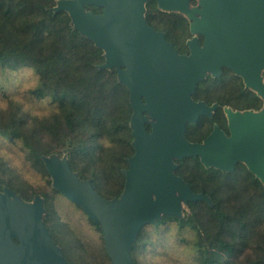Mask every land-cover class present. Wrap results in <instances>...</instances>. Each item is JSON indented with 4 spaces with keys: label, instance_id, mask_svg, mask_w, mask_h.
<instances>
[{
    "label": "trees",
    "instance_id": "obj_1",
    "mask_svg": "<svg viewBox=\"0 0 264 264\" xmlns=\"http://www.w3.org/2000/svg\"><path fill=\"white\" fill-rule=\"evenodd\" d=\"M58 1L0 0V75L8 79L14 72H31L36 85L20 87L19 94L47 110L40 117L22 111L0 84V96L7 101V110L0 111V140L18 145L24 162L46 184L45 189L32 187L0 158V192L7 188L29 203L36 197L43 200V222L70 264H111L105 248L98 263L85 259L90 251L67 233L56 208L59 199L79 210L103 239L86 213L53 187L43 158L66 156L72 171L81 180H92L101 197L119 198L127 159L135 153L130 127L133 110L128 88L119 82L116 70L100 68L104 52L73 28L68 13L53 11ZM86 10L102 13L97 7ZM145 20L164 33L179 54H189L186 42L192 35L184 15L164 12L150 1ZM192 98L218 105L212 118L202 117L186 126L185 138L192 143L205 140L215 125L227 132L225 108L258 112L264 106L262 98L227 69L216 78L208 75ZM146 130L150 132L149 124ZM175 163V175L195 194L208 196L211 203L190 202L184 217L163 216L144 227L131 247L135 264H143L145 250L156 241L164 243L172 226L192 233L191 238L179 240L191 252L188 264H264V184L241 163L233 172L207 169L197 157Z\"/></svg>",
    "mask_w": 264,
    "mask_h": 264
},
{
    "label": "water",
    "instance_id": "obj_2",
    "mask_svg": "<svg viewBox=\"0 0 264 264\" xmlns=\"http://www.w3.org/2000/svg\"><path fill=\"white\" fill-rule=\"evenodd\" d=\"M150 1L164 12L189 13V0H60L53 9L68 13L73 28L104 52L100 68L115 69L129 91L135 153L127 159L119 198L101 197L66 157L43 158L53 187L100 228L111 264H135L131 247L139 232L163 216L181 217L182 203H211L175 175V161L197 157L222 172L241 163L264 184V106L258 112L225 108L229 136L215 125L201 143L185 138L187 125L212 118L218 108L192 98L208 75L227 69L264 101V0H203L190 19L185 16L192 35L187 55L146 23ZM44 212L40 197L29 203L7 188L0 192V264H70L45 226Z\"/></svg>",
    "mask_w": 264,
    "mask_h": 264
},
{
    "label": "rangeland",
    "instance_id": "obj_3",
    "mask_svg": "<svg viewBox=\"0 0 264 264\" xmlns=\"http://www.w3.org/2000/svg\"><path fill=\"white\" fill-rule=\"evenodd\" d=\"M203 0H189V13L183 14L190 19L193 11L200 8ZM261 77L264 83V69L261 72ZM0 84L6 91V95L13 99L17 104H21V109L32 116H42L45 114L46 106L38 103H32L23 98L18 89L32 88L36 85L35 76L29 71H20L11 73L7 77L0 75ZM264 102V101H263ZM7 110V101L0 96V111ZM234 111V110H233ZM66 157V156H63ZM0 158L9 162L16 174L29 185L34 188L45 189L44 180L24 162L23 155L18 145H8L5 141L0 140ZM48 191V190H47ZM56 208L61 221L66 225L70 235H74L79 240L85 251H90L85 254V259L90 262L98 263L100 258L98 255L104 249V240L96 231L87 218L74 206L70 205L63 199H59ZM187 213V207L184 203L181 205V217ZM44 216V215H43ZM192 233L190 231L180 232L177 228L171 227L170 231L164 236V243L155 242L154 247H149L145 250L142 257L143 264H188L191 252L187 248L180 245L181 237L189 239ZM151 240H155L154 235H150ZM75 264V263H71Z\"/></svg>",
    "mask_w": 264,
    "mask_h": 264
},
{
    "label": "flooded vegetation",
    "instance_id": "obj_4",
    "mask_svg": "<svg viewBox=\"0 0 264 264\" xmlns=\"http://www.w3.org/2000/svg\"><path fill=\"white\" fill-rule=\"evenodd\" d=\"M201 39V37H199V43H200V45H202L203 44V39L202 40H200ZM227 120V119H226ZM148 125V124H147ZM219 127V126H218ZM220 128V127H219ZM221 129V128H220ZM222 130V129H221ZM227 136H229V130H228V127H227V132H225L224 130H222Z\"/></svg>",
    "mask_w": 264,
    "mask_h": 264
}]
</instances>
